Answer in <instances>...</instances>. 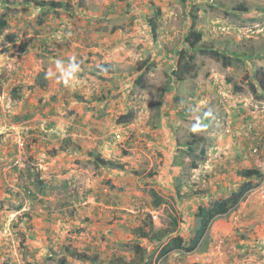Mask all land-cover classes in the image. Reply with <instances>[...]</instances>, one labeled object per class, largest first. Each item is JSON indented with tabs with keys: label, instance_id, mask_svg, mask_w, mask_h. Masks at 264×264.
I'll return each instance as SVG.
<instances>
[{
	"label": "rangeland",
	"instance_id": "1",
	"mask_svg": "<svg viewBox=\"0 0 264 264\" xmlns=\"http://www.w3.org/2000/svg\"><path fill=\"white\" fill-rule=\"evenodd\" d=\"M36 1L0 0V264H264L263 179L199 249L159 256L172 235L189 244L198 206L264 160V97L251 86L264 0ZM192 29L203 32L194 50ZM207 49L243 62L224 67ZM182 50L197 75L178 82ZM123 113L132 122L119 124ZM195 133L209 137L208 158L175 166ZM151 222L153 236L175 229L141 237Z\"/></svg>",
	"mask_w": 264,
	"mask_h": 264
},
{
	"label": "trees",
	"instance_id": "2",
	"mask_svg": "<svg viewBox=\"0 0 264 264\" xmlns=\"http://www.w3.org/2000/svg\"><path fill=\"white\" fill-rule=\"evenodd\" d=\"M39 7L43 6H50L52 9H56L59 7H63L64 3L61 1H54V0H38L35 2ZM238 9L241 10L243 8L242 6H237ZM244 9V8H243ZM246 12V11H244ZM153 28L155 29V23L152 22ZM6 26H8V21L6 19H0V29H4ZM203 39V32L198 29H192V31L187 35L186 42L188 43L189 49H197L198 44ZM187 51L182 50L180 51V54L178 56L177 61V69L174 70V78L178 82L185 81L188 76L193 75L196 76L195 72V56L193 54L187 55L185 57ZM208 52L212 57H214L217 61H221L222 65L224 67H229L235 64V62L241 61L243 62V59L240 58L237 53H229L228 51L220 50V49H211L205 51ZM246 54V53H244ZM108 69L109 67L106 66ZM194 71V73H193ZM251 86L254 87L253 90H255L257 87H259L258 95L263 98L264 97V69L263 67H259L257 71L255 72V77L251 83ZM238 90H241L240 87H238ZM206 115H209L208 113H205ZM134 119V113H123L120 117V120L118 121L119 124H128L132 122ZM209 117L204 116L202 120H200V124L204 128L214 129L215 128V122L210 123L211 125H208ZM210 122V121H209ZM209 140V137L207 136H200L198 134H193L192 138L185 142V155L181 156V154H176L174 158V165L179 166L182 168L185 167H191L193 169H196L199 167V160L203 159L206 160L208 158V148H207V141ZM97 160L102 165H108L109 167H116L117 163H114L112 160L103 159L101 157H98ZM239 175L241 176L240 184H238V187L236 190L234 189L228 196H221L212 198L210 202L206 205L200 204L198 206L197 212L195 213V219H196V227L194 231V236L189 241V244L186 243V240L183 235L177 234L172 235L169 240L163 245L161 248V252L159 256H166L169 253L173 251H185V252H193L197 249H199L202 244L205 241V238L208 235V232L212 226V223L215 221V219L228 215L232 210H234L236 207H238L245 198L249 195L250 192H252L254 189H256L261 179H263L262 172L259 168L256 167H249L245 169H241L239 171ZM190 190L193 195L200 194L201 190L199 187L197 189L191 188ZM154 193V203L156 207H159L164 199L157 195L155 191ZM176 221V220H175ZM175 228L169 230H164L161 233L157 232L156 235H152L151 231L154 233L155 226L153 222L150 223V227L148 229L144 227H138L136 231L139 233V235L143 238H151L156 240H162L165 236L168 237V235L172 234ZM160 233V234H158ZM141 249L142 247H139ZM87 255H83V258H87ZM61 264H69L65 260H62Z\"/></svg>",
	"mask_w": 264,
	"mask_h": 264
},
{
	"label": "clouds",
	"instance_id": "3",
	"mask_svg": "<svg viewBox=\"0 0 264 264\" xmlns=\"http://www.w3.org/2000/svg\"><path fill=\"white\" fill-rule=\"evenodd\" d=\"M56 66H57L58 69H60L62 72H64L65 75H68V74H70L71 72H74L75 69H76V65H74V64H69V65H68V69H67V71H66V70L64 69V67L62 66V64H61L60 61H57V62H56ZM50 74H51V73H49V75H50Z\"/></svg>",
	"mask_w": 264,
	"mask_h": 264
},
{
	"label": "built area",
	"instance_id": "4",
	"mask_svg": "<svg viewBox=\"0 0 264 264\" xmlns=\"http://www.w3.org/2000/svg\"><path fill=\"white\" fill-rule=\"evenodd\" d=\"M253 153L256 155H260V148L256 147L255 149H253ZM258 165H259V168H261L262 170L261 172H262L263 180H264V160L262 158L258 161Z\"/></svg>",
	"mask_w": 264,
	"mask_h": 264
},
{
	"label": "crops",
	"instance_id": "5",
	"mask_svg": "<svg viewBox=\"0 0 264 264\" xmlns=\"http://www.w3.org/2000/svg\"><path fill=\"white\" fill-rule=\"evenodd\" d=\"M40 33H41V35H40ZM40 33L38 34V36H42L43 35V38L46 40V38L48 37V34H45V33H42V32H40ZM220 134H222V132Z\"/></svg>",
	"mask_w": 264,
	"mask_h": 264
}]
</instances>
